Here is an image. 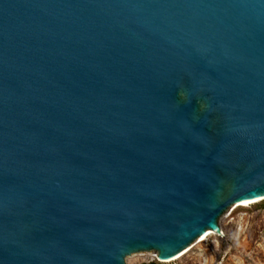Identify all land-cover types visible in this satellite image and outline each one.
<instances>
[{"label": "water", "instance_id": "obj_1", "mask_svg": "<svg viewBox=\"0 0 264 264\" xmlns=\"http://www.w3.org/2000/svg\"><path fill=\"white\" fill-rule=\"evenodd\" d=\"M264 196V0H0V264L178 254Z\"/></svg>", "mask_w": 264, "mask_h": 264}, {"label": "rangeland", "instance_id": "obj_2", "mask_svg": "<svg viewBox=\"0 0 264 264\" xmlns=\"http://www.w3.org/2000/svg\"><path fill=\"white\" fill-rule=\"evenodd\" d=\"M227 207L218 217V233L193 240L181 258L163 262L159 251H139L124 264H264V199Z\"/></svg>", "mask_w": 264, "mask_h": 264}, {"label": "bare ground", "instance_id": "obj_3", "mask_svg": "<svg viewBox=\"0 0 264 264\" xmlns=\"http://www.w3.org/2000/svg\"><path fill=\"white\" fill-rule=\"evenodd\" d=\"M264 199V196H259V197H256V198H250V199H245V200H241L237 203V206H247L249 204H252V203H256V202H259L261 200ZM245 201H247V203H244ZM218 233V226L217 228H215L214 230H211V229H208L206 230L203 234H201L198 238H199V241H204L210 234H216ZM190 251V247L186 246L183 250H181L178 254L172 256V257H169V258H160L163 262H171V261H174V260H177L179 258H181L182 256H184L185 254H187L188 252Z\"/></svg>", "mask_w": 264, "mask_h": 264}, {"label": "snow or ice", "instance_id": "obj_4", "mask_svg": "<svg viewBox=\"0 0 264 264\" xmlns=\"http://www.w3.org/2000/svg\"><path fill=\"white\" fill-rule=\"evenodd\" d=\"M244 203H247V201H245Z\"/></svg>", "mask_w": 264, "mask_h": 264}]
</instances>
